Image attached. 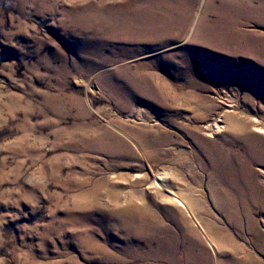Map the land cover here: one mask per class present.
Segmentation results:
<instances>
[{
  "label": "rangeland",
  "instance_id": "374dc122",
  "mask_svg": "<svg viewBox=\"0 0 264 264\" xmlns=\"http://www.w3.org/2000/svg\"><path fill=\"white\" fill-rule=\"evenodd\" d=\"M243 1L0 0V264H233L217 234L264 264L210 153L225 112L264 126V73L198 35Z\"/></svg>",
  "mask_w": 264,
  "mask_h": 264
},
{
  "label": "bare ground",
  "instance_id": "6f19581e",
  "mask_svg": "<svg viewBox=\"0 0 264 264\" xmlns=\"http://www.w3.org/2000/svg\"><path fill=\"white\" fill-rule=\"evenodd\" d=\"M243 2L247 4L245 8L241 4L230 5L224 2L218 7H214L219 12V18L215 21H208L205 17L202 18L198 30L199 39L204 46L214 52L230 57L242 55L249 60H253L255 67L260 68L261 72L264 73V35L243 28L246 25V20L252 15H257L259 20L264 22V0H244ZM210 8L213 9L211 2L208 4V9ZM185 25H187V21ZM234 61H236V57ZM149 93L153 103L157 105L160 103L167 109L172 107L168 102L167 95L162 94L156 87L150 88ZM224 114L227 128L222 130L221 133L234 138L232 137L233 140L228 145V151L217 144L210 143V153L216 156L214 166H225L226 170L221 174V179L225 181L227 187L234 189L236 195H232L229 189H226L224 195L222 194V198L219 197L218 189L212 190V195L215 201L219 202L221 208L229 205L236 215H238V204L243 203L245 199L249 202L250 207L243 204V210L247 214V222L254 237L252 244L257 251L264 252V233L259 230L253 217L255 211L264 209V183L260 180L254 168L255 164L264 162V137L250 130L251 125L255 130H264V126L254 123L253 119V121H250V119L236 118L230 112ZM215 128L220 132L218 123L215 124ZM235 137H239L240 140H235ZM241 140L244 143L243 145ZM237 143L240 145L241 151L235 148ZM192 199L193 196L187 197L188 203L183 198L174 201L184 202L189 207L194 208ZM217 235L222 255L229 257L233 264H263L257 255L250 254L246 246L238 245L237 238ZM238 255H242L241 259ZM204 259L206 264H209V258Z\"/></svg>",
  "mask_w": 264,
  "mask_h": 264
}]
</instances>
